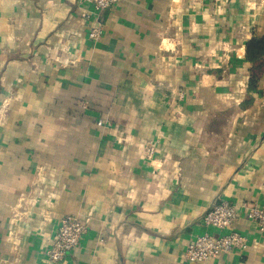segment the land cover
Wrapping results in <instances>:
<instances>
[{
  "label": "crops",
  "instance_id": "1",
  "mask_svg": "<svg viewBox=\"0 0 264 264\" xmlns=\"http://www.w3.org/2000/svg\"><path fill=\"white\" fill-rule=\"evenodd\" d=\"M90 9L0 0V264H51L65 214L88 227L56 264H264L245 216L264 210V54L245 56L264 0H123L96 22ZM220 198L249 247L188 262L196 235L218 234L202 216Z\"/></svg>",
  "mask_w": 264,
  "mask_h": 264
},
{
  "label": "built area",
  "instance_id": "2",
  "mask_svg": "<svg viewBox=\"0 0 264 264\" xmlns=\"http://www.w3.org/2000/svg\"><path fill=\"white\" fill-rule=\"evenodd\" d=\"M90 6L82 16L86 21L96 22L99 12L119 4L123 0H81ZM198 4L204 2L216 3L219 0H195ZM102 33L100 26L90 27L88 36L92 39L98 38ZM105 121L98 120L97 125H104ZM108 125V124H105ZM156 151L154 142H147L143 147V154L146 160H153ZM238 211L232 202L217 199L212 202L209 209L202 216V224L218 232L211 234L202 232L196 235L191 242L185 246L184 258L188 262L199 263L208 259L218 257L222 254L238 252L244 254L249 247L248 238L231 229ZM245 216L254 222L258 230L264 233V210L258 206H251L245 209ZM88 227L87 219H81L76 214L63 215L58 223L53 237L49 240L45 249V256L49 263L56 264L65 260L80 243V239Z\"/></svg>",
  "mask_w": 264,
  "mask_h": 264
},
{
  "label": "trees",
  "instance_id": "3",
  "mask_svg": "<svg viewBox=\"0 0 264 264\" xmlns=\"http://www.w3.org/2000/svg\"><path fill=\"white\" fill-rule=\"evenodd\" d=\"M263 54H264V37L259 39L253 38L247 42L245 49V56L248 61L254 63ZM255 70L256 68L252 69V74L250 77V84L252 86L254 85L258 77V74L255 73L256 72ZM257 70H259V68H257Z\"/></svg>",
  "mask_w": 264,
  "mask_h": 264
}]
</instances>
